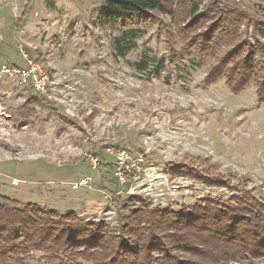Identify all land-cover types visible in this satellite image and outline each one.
<instances>
[{
    "label": "rangeland",
    "instance_id": "rangeland-1",
    "mask_svg": "<svg viewBox=\"0 0 264 264\" xmlns=\"http://www.w3.org/2000/svg\"><path fill=\"white\" fill-rule=\"evenodd\" d=\"M195 1L202 9L208 0ZM235 1L264 14V0ZM103 3L0 0V63H19L21 50L52 82L49 97H39L12 79L0 81V195L115 226L112 195L124 188L108 165L112 148L142 156L126 178L127 194L147 195L161 208L231 196L165 172L196 158L264 201V103L255 86L237 95L224 79L204 86L213 57L171 61L159 22L105 21ZM39 257L22 264H57Z\"/></svg>",
    "mask_w": 264,
    "mask_h": 264
},
{
    "label": "trees",
    "instance_id": "trees-1",
    "mask_svg": "<svg viewBox=\"0 0 264 264\" xmlns=\"http://www.w3.org/2000/svg\"><path fill=\"white\" fill-rule=\"evenodd\" d=\"M99 15L122 25L134 18L159 22L171 45L169 60L191 53L211 56L204 86L224 79L237 95L253 85L256 101L264 103V14L235 0H208L202 9L195 0H104ZM176 35L182 40L179 49L174 47ZM162 63L160 59L158 65ZM195 161L205 167H195ZM193 163L180 162L165 172L231 196L207 194L192 205L161 208L147 195L127 194L126 181L124 191L112 195L117 214L113 226L0 195V264H22L34 253L57 264L264 262V201L212 173L205 159ZM108 165L113 169V163Z\"/></svg>",
    "mask_w": 264,
    "mask_h": 264
},
{
    "label": "built area",
    "instance_id": "built-area-1",
    "mask_svg": "<svg viewBox=\"0 0 264 264\" xmlns=\"http://www.w3.org/2000/svg\"><path fill=\"white\" fill-rule=\"evenodd\" d=\"M21 61L0 63V81L9 78L20 86L30 88L39 97H49L51 77L45 66L38 60L20 50ZM107 155L113 158V170L119 184H124L127 177L134 172L133 168L142 162V156L134 158L124 149L106 150ZM92 165H97V158H90Z\"/></svg>",
    "mask_w": 264,
    "mask_h": 264
}]
</instances>
